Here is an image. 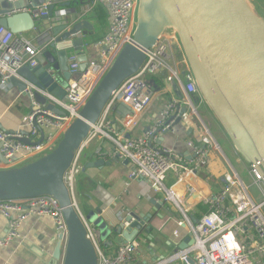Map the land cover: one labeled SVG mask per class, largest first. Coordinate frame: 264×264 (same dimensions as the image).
I'll return each instance as SVG.
<instances>
[{"label":"water","instance_id":"water-1","mask_svg":"<svg viewBox=\"0 0 264 264\" xmlns=\"http://www.w3.org/2000/svg\"><path fill=\"white\" fill-rule=\"evenodd\" d=\"M46 1L50 4L49 14L43 17L50 21L46 31L49 43L47 50L51 48L55 51L58 70L52 67L50 59L40 55L36 68H21L9 83L17 87L24 97L30 99L32 93L36 104L63 115L42 92L53 95L58 87L65 90L71 79H77L86 70L89 56L85 51L84 37L85 32L92 31L93 27L87 20L59 24L55 5L51 3L52 0ZM43 2L34 1L25 8L30 10L45 4ZM64 5L69 6V3ZM25 8L11 2L9 9L0 10V27L14 34L35 29L36 19L32 14L28 11L19 12ZM165 34L178 38L187 62L186 68L192 73L201 98L237 152L247 164L256 166L264 175V19L251 8L248 0H139L133 43L122 50L56 147L35 161L13 166L2 154L0 142V163L7 167L0 170V201L51 196L60 203L68 226V238L64 247L62 240H59L54 255L56 261L62 257L63 264L98 262L95 247L88 238L84 222L86 216L76 206L65 176L78 152L85 146L93 126L104 115L113 93L136 74L146 60L145 52L154 49ZM71 52L78 54L76 57L80 63L75 75L70 72ZM187 69L183 70L179 81H170L181 100L184 99ZM63 79L64 85L61 83ZM65 94L57 98L63 99ZM191 104L198 114L193 101ZM30 106L31 113L38 109L32 103ZM122 107L129 108L118 104L111 111L121 110ZM127 110L129 113L130 109ZM186 112V108L182 109V114ZM123 117H126L125 114ZM182 120L179 117L174 126ZM34 123L43 137V130ZM19 134L21 142L32 144L28 139V127ZM119 161L118 157L110 161L100 159L86 165V169L102 168ZM124 164L128 165L129 162L126 160ZM151 204L157 212L165 203L153 200ZM90 213L87 214L93 219L100 217L94 212ZM100 219L105 221L103 217ZM152 219V214L132 212L116 216L115 221L108 224L110 245L115 242L125 244L138 239L143 232L149 233ZM192 220L195 224L199 222L194 217ZM193 244L194 240L189 237L188 242L180 248L185 250Z\"/></svg>","mask_w":264,"mask_h":264},{"label":"built area","instance_id":"built-area-1","mask_svg":"<svg viewBox=\"0 0 264 264\" xmlns=\"http://www.w3.org/2000/svg\"><path fill=\"white\" fill-rule=\"evenodd\" d=\"M3 1L0 0V4ZM7 1L15 2L16 0ZM83 2L89 6L88 13L97 5H103L109 12V31L101 42L94 45L99 59L88 62L86 70L77 79H71L68 82L63 99L42 92L50 103L64 113L63 115L48 111L36 104L33 94H30L31 103L38 107L26 119V127L30 131L28 139L32 144L21 142L19 132L8 133L0 130L1 152L13 166V157L17 156L22 159V162L37 160L56 147L65 131L79 117L81 110L122 50L133 43L139 0H83ZM49 6V3H45L30 10L21 9L19 12L28 11L35 19H42L49 14ZM65 16L66 10L59 11L56 17L57 22L63 24ZM166 42L164 37L154 49L146 51V60L141 68L113 93L100 127L102 135L113 143L109 158L118 157L120 161L129 162L128 179L148 181L156 193L165 192L168 200L180 208L176 194L172 187H167L166 180L170 174L176 177V183L197 176L198 172L206 166L210 150L216 147L213 138L209 135L201 137L199 144L188 141L186 144L192 154L189 161L182 154L159 147L158 135L171 131L175 121L179 117L184 119L187 115V112L182 114L179 101H171L165 106L155 124L140 138L125 137V134L114 136L109 133L110 125L106 121L107 115L115 105H126L131 108L133 115H140L151 104L155 86L146 78L171 70L169 66L171 55L168 54ZM48 46L49 43H46L44 47L39 48L23 35L14 34L0 27V85L6 86L23 67L36 68L39 65V56ZM69 66L72 75L78 73L80 63L76 56H72ZM172 75L174 76L169 77L168 82L176 79L177 73L172 71ZM184 93L183 101L187 100L185 105L198 115L193 110L191 102L195 104L193 97H198L200 92L189 69L184 80ZM131 121L135 122L133 119ZM34 122L43 130V137ZM85 147L86 145L78 152L65 177L74 202L73 184L81 171L80 158ZM250 176L253 184L264 190V175L254 165L250 166ZM226 180V185L221 192L206 201L205 204L210 212L200 218L197 224L193 222L192 217L182 212L184 220L179 222L178 226L185 227L189 231V237L194 240V244L185 250L171 254L157 264H168L174 261L183 264H264V201L260 203L253 201L245 185L233 175H227ZM234 186L243 188L245 204L242 207L237 203L240 209L232 202ZM227 203L230 206H227ZM0 216L9 222V234L0 241V247L20 239L18 232L20 226L33 216L51 217L59 240H62L63 247L66 245L68 226L60 203L54 197L42 196L26 200L0 201ZM84 222L88 238L92 241L97 253V264H129L133 260L134 253L140 248V242L137 239L121 244L116 253L109 256L100 248L99 230L89 225L85 219ZM178 235V231H175V236Z\"/></svg>","mask_w":264,"mask_h":264},{"label":"crops","instance_id":"crops-1","mask_svg":"<svg viewBox=\"0 0 264 264\" xmlns=\"http://www.w3.org/2000/svg\"><path fill=\"white\" fill-rule=\"evenodd\" d=\"M34 1L48 3L46 0H16L15 2L22 8H28L27 5ZM51 3L55 5L57 13L66 10L63 21L72 23L87 20L92 25L93 30L85 32L84 40L88 43L85 51L89 56V62L98 60L99 55L94 49V45L101 42L109 31L108 10L103 5H97L88 13L89 6L83 0H56V2L52 0ZM65 3H69V6L64 5ZM10 5L11 2L4 0L0 4V10L9 9ZM49 26V20L36 18V28L21 35L31 40L35 46L42 48L48 43L46 31ZM169 35L165 34V40L167 36L170 37ZM177 45L180 46V43ZM178 46H175L174 52H178L179 58L175 59L173 56L175 53L172 52L169 61L171 70L177 73V81H179L183 68L187 67L182 49ZM44 53L42 52L41 55L45 56ZM71 53L72 56L76 55ZM171 70L162 71L148 80L155 86L154 96L153 101L142 114L133 115L131 110L128 113L127 109H131L130 107L127 109L122 107L121 110L111 111L107 115L106 121L110 125V132L108 131L110 134L114 136L125 134V137L140 138L155 124L165 106L171 101H179L180 108L187 109V115L171 131L158 135L157 144L159 147L182 154L189 161L192 154L186 144L188 141L199 144L201 137L209 135L213 138L216 147L210 150L207 164L198 172L197 176L176 183V177L170 174L166 180V184L173 188L180 208L168 200L165 192L156 193L148 181L129 180L127 177L130 165L124 164L122 160L110 166L86 169V165L91 162L100 159L110 161L109 154L112 152L113 143L104 137H99L98 140L95 137L86 144L80 158L81 171L73 184L75 203L83 216L94 212L100 216L99 218L103 217L108 225L115 221L116 216L128 215L131 212L153 215L149 224L151 230L137 239L140 242V248L134 253L133 260L129 264H157L167 259L171 254L181 251V245L188 242L189 238V231L185 227L179 228L178 226L179 222L184 220L182 212L190 218H202L204 214L199 208L208 199L221 192L226 185V175L230 174L239 179L255 201L250 192V188L254 185L250 176V164H247L237 152L213 113L206 104L202 103L200 98L197 105L200 115H196L185 105L187 100L183 101L177 97L172 84L168 82V78L174 76ZM161 76H163L162 81ZM58 78L61 79V77ZM63 80L61 81L62 85L65 84V79ZM161 84L164 86L161 87ZM64 93V88L58 87L54 90L53 95L63 97ZM30 105V99L24 97L17 87L10 83L6 86L0 85V130L8 133L23 131L27 126L26 119L31 113ZM124 107L128 106L124 105ZM122 114H125L126 117L124 118ZM131 119L135 122H132ZM102 120L103 116L99 120L100 126ZM97 127L96 125L95 130L99 132ZM21 160L18 158L14 166H21L23 164ZM32 161L34 159L29 162ZM5 169H7L6 165L0 163V170ZM247 177L251 180L250 185L245 182ZM242 190L243 188L239 186L232 188V202L238 209H240L238 204L242 207L245 204ZM153 200L165 204L155 212L156 207L151 204ZM175 231H178V236H175ZM18 232L21 236L20 239H15L7 246L0 247V264H63L62 257L59 261L54 260L59 236L51 217H30L22 223ZM8 234L9 222L0 216V241ZM119 243L109 244L105 250L106 254L113 256L120 246ZM168 264L183 263L174 261Z\"/></svg>","mask_w":264,"mask_h":264},{"label":"rangeland","instance_id":"rangeland-1","mask_svg":"<svg viewBox=\"0 0 264 264\" xmlns=\"http://www.w3.org/2000/svg\"><path fill=\"white\" fill-rule=\"evenodd\" d=\"M249 4L251 5V8H253L254 10H256V12H258V14L264 19V0H248ZM170 37H166L167 39V42L165 43V45L167 46V50H168V54H172L175 53L174 52V48L175 46H178L177 44L179 43V40L178 38L175 36V38L173 37L174 35L170 34L169 35ZM96 42V41H95ZM94 42V43H95ZM92 43V44H94ZM85 45H86V48L88 47V43L85 41ZM179 48H181V46H178ZM85 48V49H86ZM183 52V51H182ZM178 53V52H177ZM173 54V56L175 57V59H178V55L179 54ZM76 55H78L77 53H75ZM44 55L50 59V61H52V67L56 70H58V61H57V57H56V54H55V51L52 50L51 48H49L47 51H45ZM76 55H73V56H76ZM173 57V58H174ZM187 68H183V70H185ZM146 80H150V78H146ZM200 98V100L202 101L203 104H205V102L203 101V99L201 98V96L199 95L198 96V99ZM198 104H199V101H198ZM197 104V105H198ZM165 108V107H164ZM163 108V109H164ZM199 113V111H198ZM200 115V114H199ZM214 119V118H213ZM216 119V118H215ZM214 119V120H215ZM217 121V120H216ZM98 127V131L100 132H97L96 130H92V132L90 133L88 139L85 141V145L87 142H89L90 140H93L95 137L96 140H98L99 137H104L106 138L105 136L102 135L101 133V128H100V123L98 122V124H96ZM106 127V126H104ZM106 132V131H105ZM18 161V157H13L12 158V162L16 163ZM29 161L27 162H23L22 165L28 163ZM68 172V171H67ZM230 175V174H229ZM66 177V176H65ZM226 177L227 175L225 176V180H226ZM128 178V177H127ZM227 181V180H226ZM245 182L250 185L251 184V180L249 177H247L245 179ZM167 185V184H166ZM167 187H170L167 185ZM225 187V186H224ZM250 192L251 194L254 196L255 198V201L257 203H260L262 201H264V190L258 188L257 186L253 185L252 188H250ZM91 214V213H90ZM95 217V216H94ZM96 219H93V217L89 214H86V221L89 225L91 226H94L95 228H97L100 233H101V242H100V248L102 250H106L107 247L109 246V244L111 243L110 240H109V237L111 235L110 233V230H109V227L108 225L106 224L105 221L101 220L100 218H97L95 217ZM99 221V222H98Z\"/></svg>","mask_w":264,"mask_h":264},{"label":"trees","instance_id":"trees-1","mask_svg":"<svg viewBox=\"0 0 264 264\" xmlns=\"http://www.w3.org/2000/svg\"><path fill=\"white\" fill-rule=\"evenodd\" d=\"M47 51V50H46ZM178 58H179V56H178ZM165 73V72H164ZM161 78V81H162V79H163V76H161L160 77ZM157 81H160V80H158L157 78H155ZM164 85L163 84H161V87H163ZM193 100H194V102H195V106L197 107V104H198V101H199V99L197 98V96L196 97H193ZM35 161V160H34ZM227 206H230V204L229 203H227ZM201 211H202V213L204 214V215H206V214H208L210 211H209V209H208V207H207V205L204 203L203 205H201V207L199 208Z\"/></svg>","mask_w":264,"mask_h":264},{"label":"bare ground","instance_id":"bare-ground-1","mask_svg":"<svg viewBox=\"0 0 264 264\" xmlns=\"http://www.w3.org/2000/svg\"><path fill=\"white\" fill-rule=\"evenodd\" d=\"M100 128H101V127H100ZM95 129H96V125L93 126V130H95ZM97 129H98V128H97Z\"/></svg>","mask_w":264,"mask_h":264},{"label":"flooded vegetation","instance_id":"flooded-vegetation-1","mask_svg":"<svg viewBox=\"0 0 264 264\" xmlns=\"http://www.w3.org/2000/svg\"><path fill=\"white\" fill-rule=\"evenodd\" d=\"M145 233H146V232H143V233L141 234V236L144 235ZM139 237H140V236H139Z\"/></svg>","mask_w":264,"mask_h":264}]
</instances>
